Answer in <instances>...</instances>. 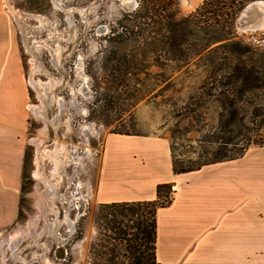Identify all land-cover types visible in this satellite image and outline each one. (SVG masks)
Segmentation results:
<instances>
[{"label": "rangeland", "instance_id": "374dc122", "mask_svg": "<svg viewBox=\"0 0 264 264\" xmlns=\"http://www.w3.org/2000/svg\"><path fill=\"white\" fill-rule=\"evenodd\" d=\"M6 2L9 11L12 8L19 16H12V21L21 46L29 95L18 216L0 231V264H90L98 261L92 253L99 203L94 191L107 137L121 131L162 138L168 147L174 144L177 160L185 164L196 160L197 140L213 130L220 111V102L210 96L207 70H228L231 64L239 63L238 54L223 49L206 54V48L188 64L165 67L162 76L145 81L134 101L94 103V78L101 81V87L110 86L105 81L106 71L99 70L96 63L99 45L112 35L110 30L117 28L123 13L136 7L139 0ZM201 2L174 0V6L178 16L186 15ZM243 6L231 21L234 39L254 47L260 44L257 42L264 36V29L235 27ZM89 59L94 78L85 71ZM149 70L161 72L153 65ZM258 133L264 139V125ZM36 136L42 138L39 148L30 140ZM118 142L110 139L107 144L114 146ZM130 145L139 150L148 146L140 141ZM56 147L60 164L55 168L44 151ZM249 147L264 148V141L263 145L250 143L246 150ZM152 148L161 150L159 145H149ZM263 157L264 151L250 149L245 161ZM36 173L55 186V196L46 193L48 185ZM170 189L168 197L174 187Z\"/></svg>", "mask_w": 264, "mask_h": 264}, {"label": "crops", "instance_id": "0c3cea01", "mask_svg": "<svg viewBox=\"0 0 264 264\" xmlns=\"http://www.w3.org/2000/svg\"><path fill=\"white\" fill-rule=\"evenodd\" d=\"M12 16L0 0V231L17 218L28 119V86ZM110 139L119 144L108 145ZM137 141L148 146L130 145ZM248 150L173 173L165 139L113 133L100 156L94 197L99 203L149 200L158 183H170V202L156 210V261L264 264V157L246 162Z\"/></svg>", "mask_w": 264, "mask_h": 264}, {"label": "trees", "instance_id": "16d2710c", "mask_svg": "<svg viewBox=\"0 0 264 264\" xmlns=\"http://www.w3.org/2000/svg\"><path fill=\"white\" fill-rule=\"evenodd\" d=\"M248 1L202 0L193 11L178 16L174 0H139L123 13L117 28L110 30L112 35L97 50V66L106 71L105 81L112 89L101 87L91 71L92 59L86 62L85 71L95 81L94 103L130 102L137 98L140 85L162 76L165 67L184 66L206 48V54L216 49L235 50L239 63L223 72L217 67L207 70L210 96L220 102L213 130L197 140V159L188 164L177 160L174 144L169 145L173 173L240 157L250 143L263 145L258 130L264 125V36L254 47L242 44L234 39L231 22ZM151 65L161 72L152 73ZM24 161L25 151L22 174ZM170 187V183H158L155 198L149 200L98 203L92 252L98 261L90 264H160L155 258L156 210L170 202Z\"/></svg>", "mask_w": 264, "mask_h": 264}, {"label": "water", "instance_id": "95a60500", "mask_svg": "<svg viewBox=\"0 0 264 264\" xmlns=\"http://www.w3.org/2000/svg\"><path fill=\"white\" fill-rule=\"evenodd\" d=\"M264 5V0H250L246 2L242 9V15L235 21V27L239 29H264V18H257L255 3ZM244 14V16H243Z\"/></svg>", "mask_w": 264, "mask_h": 264}, {"label": "bare ground", "instance_id": "6f19581e", "mask_svg": "<svg viewBox=\"0 0 264 264\" xmlns=\"http://www.w3.org/2000/svg\"><path fill=\"white\" fill-rule=\"evenodd\" d=\"M127 2H131L133 0H126ZM255 9H256V13H257V18H260L261 20L264 18V5L263 4H260V3H255ZM10 12L12 13L13 17L15 19H17L18 16V12L14 9H10ZM19 22V21H18ZM35 42V41H34ZM38 42V41H36ZM30 47V46H29ZM28 107H32L30 104H28ZM33 109V108H32ZM31 141H33V143L37 146V148H39L40 146V143H41V136H36V137H32L30 139ZM62 145V144H61ZM62 147V146H61ZM59 148V147H58ZM58 148L56 147L54 150H49V149H46L44 152L46 155H48L53 161H54V164H55V168L58 166V163L60 161L58 155H57V150ZM63 149V148H62ZM60 164V163H59ZM60 166V165H59ZM43 181L46 182V184L48 185V192H46L47 194L51 195V196H55V186H53L47 179H45L44 177H42L39 173H36ZM81 195V194H80ZM82 197V196H81ZM83 203V202H82ZM82 205V204H81ZM83 206V205H82ZM68 220V219H67ZM51 230V229H50ZM15 238V237H14ZM16 239V238H15ZM16 241V240H15ZM14 245V244H13Z\"/></svg>", "mask_w": 264, "mask_h": 264}, {"label": "built area", "instance_id": "2783aa9c", "mask_svg": "<svg viewBox=\"0 0 264 264\" xmlns=\"http://www.w3.org/2000/svg\"><path fill=\"white\" fill-rule=\"evenodd\" d=\"M75 208H77V207L75 206Z\"/></svg>", "mask_w": 264, "mask_h": 264}]
</instances>
